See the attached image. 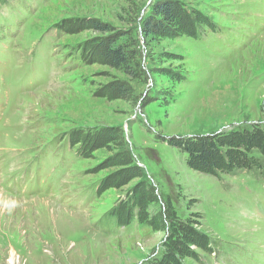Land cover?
Wrapping results in <instances>:
<instances>
[{
  "label": "rangeland",
  "instance_id": "obj_1",
  "mask_svg": "<svg viewBox=\"0 0 264 264\" xmlns=\"http://www.w3.org/2000/svg\"><path fill=\"white\" fill-rule=\"evenodd\" d=\"M158 1L0 0V264H167L171 219L208 248L179 264H264V174L167 142L264 134V0H177L199 23L145 36ZM107 36L124 67L84 53Z\"/></svg>",
  "mask_w": 264,
  "mask_h": 264
},
{
  "label": "trees",
  "instance_id": "obj_2",
  "mask_svg": "<svg viewBox=\"0 0 264 264\" xmlns=\"http://www.w3.org/2000/svg\"><path fill=\"white\" fill-rule=\"evenodd\" d=\"M152 20L146 21L142 26L145 36H171L175 34L189 33V28L193 23L198 24L200 19L197 18L194 11H187L182 8V5L177 0H162L154 3L152 7ZM156 18V19H155ZM92 21V26L102 32L109 30L108 26L102 25L99 22ZM90 54L92 62L106 65L112 68L124 67L127 63V55L120 44H117L112 37H100L95 39L89 48L84 51ZM122 91L117 85H107L105 94L110 95L117 91ZM237 143L235 139H229L225 143L226 147H222L223 142L218 138L204 136L195 139L194 142L170 141V144H176L181 150L187 154V164L190 168L199 170L204 174L218 176L220 173H230L237 169L251 171H259L264 174V134L260 131L249 133L246 139H240ZM241 144L243 152H248L250 149H256L257 154H260L261 159L256 157H248L245 154L238 153L234 155L232 146ZM239 148V147H237ZM247 160V161H246ZM246 161V165H241ZM122 217V216H121ZM118 217L117 219H120ZM169 233L163 241L162 245L168 250V254L164 255L167 264H179L183 255H187L180 247L188 250L192 245L199 248L208 249L205 242L200 236L195 233H188L187 230H192L189 227L180 225L173 219L169 223ZM181 232V236H175ZM167 254V253H166Z\"/></svg>",
  "mask_w": 264,
  "mask_h": 264
},
{
  "label": "bare ground",
  "instance_id": "obj_3",
  "mask_svg": "<svg viewBox=\"0 0 264 264\" xmlns=\"http://www.w3.org/2000/svg\"><path fill=\"white\" fill-rule=\"evenodd\" d=\"M16 259H17L16 254L14 253L13 250H11L10 255H9V259H8L9 264H16V262H17Z\"/></svg>",
  "mask_w": 264,
  "mask_h": 264
}]
</instances>
